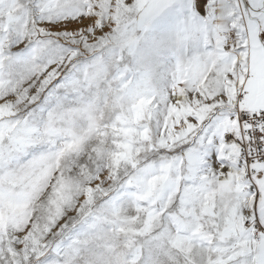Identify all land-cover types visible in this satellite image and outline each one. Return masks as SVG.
<instances>
[{
  "label": "snow or ice",
  "instance_id": "6c2138e0",
  "mask_svg": "<svg viewBox=\"0 0 264 264\" xmlns=\"http://www.w3.org/2000/svg\"><path fill=\"white\" fill-rule=\"evenodd\" d=\"M0 264H264V0H0Z\"/></svg>",
  "mask_w": 264,
  "mask_h": 264
}]
</instances>
